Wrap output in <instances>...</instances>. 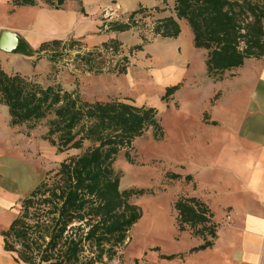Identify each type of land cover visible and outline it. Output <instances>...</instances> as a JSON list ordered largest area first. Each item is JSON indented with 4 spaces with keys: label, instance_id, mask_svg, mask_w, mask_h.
<instances>
[{
    "label": "trees",
    "instance_id": "1",
    "mask_svg": "<svg viewBox=\"0 0 264 264\" xmlns=\"http://www.w3.org/2000/svg\"><path fill=\"white\" fill-rule=\"evenodd\" d=\"M65 1L11 0V4L34 6L42 2L59 9ZM173 3L176 19H184L193 35V47L206 51L204 64L210 80H221L225 72L242 66L246 59L264 55V0H173ZM147 10L139 7L130 12L128 22L115 20L107 24L106 30L127 31L135 23L133 16ZM176 19L157 18L153 36L178 37ZM147 42L142 38L141 43L124 53L117 38L92 47L74 38L52 39L32 51L19 38L12 51L30 56L35 53L36 58L45 56L50 61L52 76L60 72V63L65 59L82 74L117 75L127 72L129 56ZM71 48L77 49L76 55L68 58L70 54L64 49ZM180 86L181 83L166 86L161 99L166 100ZM0 103L8 107L11 126L26 125L33 130L43 125L46 130L42 139L59 152L87 145L83 153L60 162L53 177L40 181L18 200L15 218L1 232L4 250L14 252L16 259L25 264H105L123 247L129 229L142 216L139 206L130 199L150 193L144 188L120 190V174L113 163L121 151L131 162L132 143L146 131L150 130L155 140L163 138L155 107L136 105L129 99L84 101L76 88L67 90L58 82L42 85L21 73H7L1 66ZM170 176L180 178L179 173ZM183 179L192 180L190 174ZM172 208L179 232L189 230L193 236L204 239L195 250L212 244L216 227L206 202L185 195L176 198Z\"/></svg>",
    "mask_w": 264,
    "mask_h": 264
},
{
    "label": "crops",
    "instance_id": "2",
    "mask_svg": "<svg viewBox=\"0 0 264 264\" xmlns=\"http://www.w3.org/2000/svg\"><path fill=\"white\" fill-rule=\"evenodd\" d=\"M111 2L119 5L122 13L144 7L154 10L157 18L176 19L173 0H79V4L66 0L59 9L42 2L12 6L11 0H0L1 68L30 78L50 72L51 64L45 56L36 58L35 53L30 56L12 51L19 38L32 51L52 39L76 38L88 47L112 38L122 45L139 44L128 31L101 29L100 12ZM176 20L178 37L145 43L137 51L144 57L150 55L152 66L148 71L157 89L180 82L192 84L187 91V85L178 89V130L185 154L178 161L185 165L184 174L198 182L193 195L212 211L216 236L211 245L195 250L204 239L189 230L179 232L176 216L169 220L166 214L169 232L157 229L155 220L148 228L139 226L145 216L140 217L135 223L138 234L143 239L153 236L155 242L129 257L128 264H264V55L248 58L242 66L225 72L221 80L212 81L206 75L205 50L193 47L186 21ZM65 68L60 70L61 80L69 74ZM126 79L134 80L132 75ZM184 91L186 97L190 94L188 101L179 97ZM19 127L10 125L8 107L0 103V264H25L14 252L4 250L1 234L15 218V205L22 198L19 195L30 185L34 172L24 166V161L30 162L25 156L11 152V130Z\"/></svg>",
    "mask_w": 264,
    "mask_h": 264
},
{
    "label": "rangeland",
    "instance_id": "3",
    "mask_svg": "<svg viewBox=\"0 0 264 264\" xmlns=\"http://www.w3.org/2000/svg\"><path fill=\"white\" fill-rule=\"evenodd\" d=\"M77 2L79 4V0ZM107 7L113 10H110L109 12L112 13L107 15L104 8L102 9L98 18L101 25L104 22H115V20L129 21L128 15L130 13H122L119 5L111 2V5ZM156 19L157 16L152 9H148L145 13L135 14L133 16L135 23L127 30L128 34L136 36L140 43L142 42V38H146L149 43L164 41L165 38L153 36L151 28L154 26ZM103 29L106 30L107 28L103 27ZM81 42L83 43V41ZM132 45H121L123 52L126 53ZM76 50V48L64 49V52L70 54L69 58L76 55ZM205 54L206 51L203 52V55ZM149 57L150 55L144 57L141 52L133 51V54L129 56L127 72L117 75L106 72L101 74L86 72L82 74L73 69L70 60L65 59L60 63L62 65L59 68L63 70L66 67L65 69L69 74L63 80L59 77L61 75L60 72L56 76L50 75L49 72L43 77L32 78V80L42 85L58 82L67 90L76 88L81 99L84 101L102 102L110 99H129L136 105L144 104L155 107L163 128V138L155 140L152 132L150 130L146 131L142 136L135 138L132 143V148L129 151L131 162L125 158L124 151H121L113 166L120 174V190L126 188H144L149 190L150 193L134 196L130 201L139 206L143 213L141 217L145 216L151 218V221L155 220L153 225H156L157 229L163 228L166 232H169L166 214L169 220L173 216H176V212L172 208L173 202L180 196H195L193 193L197 192L198 182L193 179L192 175L191 181L183 179L185 176L183 171L185 165L178 161L183 160L185 155L181 147V135L179 136L180 131L178 130L180 125L177 118L181 115L178 90L172 93L166 100L161 99L165 88L160 87L157 89L156 86H153L155 85L152 80L153 76L148 71L152 66L149 63ZM129 75H132L134 80L130 86H127L124 84V80H127L126 78ZM199 80L200 78L196 79V82ZM180 83L181 87L182 85L183 87L187 85L182 82ZM190 88H192V84L186 86V91ZM189 95L187 94V97ZM179 97L182 100H189L185 95V91ZM43 128V125H39L35 130L31 131L26 125H22L19 128L11 130L12 137L14 138L11 152L14 155L18 152L22 157L25 156L24 158L30 162L24 161V166L28 170L34 171L33 176L30 178V185L23 189L19 197H24V195L39 185L40 181L53 177L59 168L60 162L71 156L83 153V150L87 147L86 145L81 149L71 148L70 150L59 152L56 150V147L51 146L46 140L42 139ZM19 158L21 157L17 159L21 161ZM173 172L179 173L180 178L172 179L170 174ZM19 204L20 202L15 205L17 212ZM136 227L137 224H134L129 229L126 243L117 250V254L112 259L105 260V264H128L129 257L132 258L134 255L139 254L142 247L155 242L153 236H147L143 239L140 233L138 234L139 229ZM159 232L161 233L162 231L159 230Z\"/></svg>",
    "mask_w": 264,
    "mask_h": 264
},
{
    "label": "bare ground",
    "instance_id": "4",
    "mask_svg": "<svg viewBox=\"0 0 264 264\" xmlns=\"http://www.w3.org/2000/svg\"><path fill=\"white\" fill-rule=\"evenodd\" d=\"M124 81H125L124 82L125 85L130 86L132 80H124ZM12 165H13L12 169L15 170L14 162ZM150 223H151V218L144 217L143 220L140 222L139 226L143 224L142 227L148 228L150 226Z\"/></svg>",
    "mask_w": 264,
    "mask_h": 264
},
{
    "label": "built area",
    "instance_id": "5",
    "mask_svg": "<svg viewBox=\"0 0 264 264\" xmlns=\"http://www.w3.org/2000/svg\"><path fill=\"white\" fill-rule=\"evenodd\" d=\"M110 10H113V9H112V8H108V7H105V8H104V11H105V13H106L107 15H110V14L112 13V12H109ZM147 17H150V16H147ZM110 18H111V17H110ZM145 21H146V20H145ZM148 21H150V20H148ZM148 21H147V22H148ZM150 22H151V21H150ZM107 23H108V22H104V23H103V24H104V26H103L104 28H107ZM152 28H153V27H152ZM152 28H151V30H152Z\"/></svg>",
    "mask_w": 264,
    "mask_h": 264
},
{
    "label": "water",
    "instance_id": "6",
    "mask_svg": "<svg viewBox=\"0 0 264 264\" xmlns=\"http://www.w3.org/2000/svg\"><path fill=\"white\" fill-rule=\"evenodd\" d=\"M17 43H18V40H17ZM16 45H17V44H16ZM16 45H15V47H16ZM15 47H13V49H14Z\"/></svg>",
    "mask_w": 264,
    "mask_h": 264
}]
</instances>
